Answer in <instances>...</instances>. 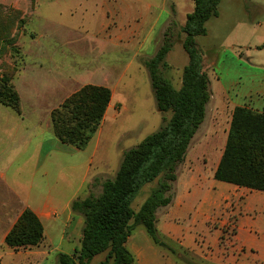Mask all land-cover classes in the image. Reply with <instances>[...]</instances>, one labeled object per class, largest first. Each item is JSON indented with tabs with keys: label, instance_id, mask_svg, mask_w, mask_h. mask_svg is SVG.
Instances as JSON below:
<instances>
[{
	"label": "rangeland",
	"instance_id": "rangeland-1",
	"mask_svg": "<svg viewBox=\"0 0 264 264\" xmlns=\"http://www.w3.org/2000/svg\"><path fill=\"white\" fill-rule=\"evenodd\" d=\"M104 1L0 0V77H7L17 93L19 90L25 102L29 97L27 89L33 81L44 83L45 79H52L57 75L64 76L63 78L67 80L71 79L67 91L52 97L51 109L57 108L65 98L86 84L92 83L109 88L113 96L112 110L102 120L98 150L94 154L96 143L94 134L82 151L85 156L93 157L97 170L104 171L101 177L111 178L119 167L123 152L157 131L162 125L163 118L168 120L171 116L170 112L160 114L156 110L148 73L141 66L143 59L153 55L156 47L159 48L169 27L168 34L173 46L164 60L166 66H160L159 70L175 89L180 87L182 69L188 63L187 54L181 46L184 34L180 25L184 23V16L192 10L193 4L190 0H180L173 10L169 7V0L166 2L122 0L124 2L121 6L125 13H119L114 20L117 25L114 26L109 24L112 23L109 20V13L115 11L116 4L111 0ZM148 3L155 6L149 9ZM134 8L139 17L132 16L135 10L131 9ZM221 9L224 13L223 22L210 20L205 25L209 34L196 37L206 65L205 69L208 70L211 92L217 97V85H221L233 103L253 106L256 102V92L264 83V71L248 68V61L240 57L239 48L232 47L228 36L230 21L233 22L235 18L227 19L225 12L229 9L226 2H223ZM238 11L236 7L231 13L237 14ZM169 19L170 22L165 24ZM139 33L149 34L142 55L136 53L138 45L141 44L138 39ZM118 36H121L120 41L116 40ZM99 41L103 43L102 50L99 49ZM25 102L21 107L25 116L23 121L8 107L0 104V126L7 125L10 132H14L18 124L19 129L35 130L37 124L35 120L40 116L31 113ZM224 121L222 118L215 126L213 134L215 149L212 154L210 147L204 146L193 154L192 158L188 157L198 169L204 170L205 176L208 175L209 167L203 164V158L209 164V158L219 155L226 138ZM208 130L209 121H206L198 131L197 140L203 139L202 136L206 135ZM11 136L13 137L12 133ZM0 137H3V143L0 141V153L3 150L5 152V168L12 160L6 171V179L12 178L26 184V181L33 178L30 167L20 166L26 158L25 150L18 148L17 145H8L10 138L6 140L3 134ZM55 157L63 162L65 170L55 168L54 163L50 162L51 156L48 173L46 167L49 162L34 179L41 178L44 183L50 184L59 180H70L69 166L65 167V163L70 164L71 159L67 155L56 154ZM182 163L177 168V177L180 176L177 187L176 182L173 185L174 194L177 196L184 193L181 191L184 188L180 175ZM3 167V163H0V170ZM156 183L142 188L132 203L134 210L140 207ZM210 183L211 181L205 180V183L202 181L203 188L209 187ZM100 190V186H96L91 193L98 195ZM87 194L86 190L81 198ZM198 206L197 201L193 202L190 214L183 215L177 223L183 227L201 225L200 219H195L200 217H196L194 213ZM163 209L160 208L159 213ZM260 219L259 223L264 229V214ZM230 221L227 230L231 232ZM65 247L67 249H64V252L71 254L74 251L72 249H78L80 245L73 241ZM102 259L103 255L96 256L90 264H98Z\"/></svg>",
	"mask_w": 264,
	"mask_h": 264
},
{
	"label": "crops",
	"instance_id": "crops-1",
	"mask_svg": "<svg viewBox=\"0 0 264 264\" xmlns=\"http://www.w3.org/2000/svg\"><path fill=\"white\" fill-rule=\"evenodd\" d=\"M105 1L109 2L110 0ZM111 1L116 4V9L109 13V20L112 22L109 24L116 26L115 18L119 13H125L121 6L125 0L123 2L122 0ZM181 1L169 0L170 9L175 10L177 3ZM223 2H226L229 9L228 12H225L227 19L235 18L233 22L230 21L228 36L232 47L239 48V55L248 61V68L264 71V48H257L264 43V0H221L218 16L210 20L223 22L224 13L221 9ZM147 6L152 9L155 5L148 3ZM236 7L239 9L238 13H231L232 9ZM132 16L139 17V14L135 10ZM168 22L170 19L165 24ZM208 34L206 29V36ZM113 37L115 38V36ZM120 38L121 36H118L116 40L120 41ZM148 38L149 34L139 33L138 39L141 44L138 45L139 49L136 51L138 55H142L143 46L147 43ZM99 44V49L102 50L103 43L99 41ZM157 49L156 47L155 52ZM141 68L144 69V66ZM63 77L57 75L52 79L47 78L44 83L33 81L27 89L29 97L26 102L17 90L21 107L25 102L31 113L40 116L35 120L37 123L35 130L19 129L18 124L15 131L10 132L7 125L0 126V135L3 134L6 140L10 138L8 145H17L18 148L25 150L26 158L23 165L20 166L30 167L33 178L26 181V184L12 178L7 180L6 171L12 164V160L5 168V152L1 151L0 163H3L4 167L0 170V248H2L0 264H56L59 253L68 254L64 252V249H67L66 245L72 244L73 241H77L80 245L83 218L71 211L70 204L73 200L84 196L86 190L90 194L93 188L100 186L94 183L96 178L99 179L98 183L101 182V179H105L101 177L104 171L97 170L94 166L92 156H85L84 151L61 144L53 135L49 118L52 110L50 102L53 96H59L62 92L67 91L72 81ZM48 79L51 80L48 81ZM217 93V97L212 93L211 99L206 105L204 121L200 125L201 127L206 121H209L208 133L202 136L203 139L197 140L199 127L181 165L180 175L184 185L181 191L184 193L180 196L174 194L171 204L165 207L161 213H159V209L156 212L158 237L170 250L154 244L145 229L142 226H137L125 243L126 249L133 256V264H264V229L259 223L261 215L264 214V193L239 188L213 179L226 138L219 155L212 159L209 158V164L203 158V164L209 167L208 175L205 176L204 170L198 169L194 162L188 158L189 156L192 158V155L204 146L210 147L212 154L215 149L213 141L215 126L220 123L222 118L225 119V137H227L231 115L235 107H246L259 113L264 112V83L256 92V102L253 106L233 103L221 85H217ZM112 100L113 96H111L104 118L112 110ZM15 114L22 121L25 119L22 108L20 114ZM38 130L39 132H37ZM101 133L100 125L95 133L94 154L98 150ZM0 141L3 143V137H0ZM193 141L194 145H192ZM56 154L67 155L71 159H69L70 164L65 163V167L69 166L70 180H59V182L50 184L49 182L44 183L41 178L34 179L49 162L51 156L50 162L54 163L55 168H64L63 162L58 161V157H55ZM98 161L100 163V160ZM50 162L46 167L47 173L50 170ZM179 179L178 175L176 187ZM205 180L211 181V183L204 189L202 181L205 183ZM195 201L199 203V206L194 213L196 217H200L195 219H200L201 225L183 227L177 223V220L185 214H190L191 204ZM24 209H30L40 220L43 227V238L36 246L13 250L4 244V239ZM228 221L232 223L231 232L227 230Z\"/></svg>",
	"mask_w": 264,
	"mask_h": 264
},
{
	"label": "trees",
	"instance_id": "trees-1",
	"mask_svg": "<svg viewBox=\"0 0 264 264\" xmlns=\"http://www.w3.org/2000/svg\"><path fill=\"white\" fill-rule=\"evenodd\" d=\"M190 1L193 10L181 27V46L188 63L182 69L180 87L175 89L159 70L166 66L164 60L173 46L169 27L155 54L143 60L156 110L160 114L170 112V118H163L157 131L123 152L113 177L101 179L100 183L98 178L94 180L100 185L98 195L90 193L71 202V211L83 218L80 247L71 254L59 253L56 264H90L99 255L103 259L98 264H133L125 243L137 226L145 229L154 244L170 250L158 237L156 212L172 202L177 168L204 121L212 96L196 37L206 35L205 25L218 16L221 2ZM257 48L263 49L264 43ZM110 100L109 88L82 86L50 111L53 135L61 144L84 150L99 129ZM0 104L20 114V97L7 77H0ZM213 179L264 193V112L234 108ZM153 182H157L156 186L134 210L132 203L138 193ZM42 238L40 220L30 209H24L5 236L4 244L20 250L38 245Z\"/></svg>",
	"mask_w": 264,
	"mask_h": 264
}]
</instances>
